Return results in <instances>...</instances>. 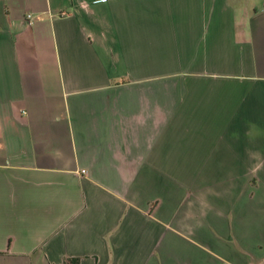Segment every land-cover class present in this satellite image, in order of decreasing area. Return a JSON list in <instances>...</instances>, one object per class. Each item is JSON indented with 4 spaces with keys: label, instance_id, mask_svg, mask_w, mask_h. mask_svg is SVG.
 I'll return each instance as SVG.
<instances>
[{
    "label": "crops",
    "instance_id": "obj_1",
    "mask_svg": "<svg viewBox=\"0 0 264 264\" xmlns=\"http://www.w3.org/2000/svg\"><path fill=\"white\" fill-rule=\"evenodd\" d=\"M65 257L264 264V0H0V264Z\"/></svg>",
    "mask_w": 264,
    "mask_h": 264
},
{
    "label": "trees",
    "instance_id": "obj_2",
    "mask_svg": "<svg viewBox=\"0 0 264 264\" xmlns=\"http://www.w3.org/2000/svg\"><path fill=\"white\" fill-rule=\"evenodd\" d=\"M80 257H65L63 264H80Z\"/></svg>",
    "mask_w": 264,
    "mask_h": 264
},
{
    "label": "built area",
    "instance_id": "obj_3",
    "mask_svg": "<svg viewBox=\"0 0 264 264\" xmlns=\"http://www.w3.org/2000/svg\"><path fill=\"white\" fill-rule=\"evenodd\" d=\"M59 14L62 15V16H64V15H66L67 13L64 12V11H60ZM26 20H27V22H28L29 24L32 22V16H31L30 13H27V14H26Z\"/></svg>",
    "mask_w": 264,
    "mask_h": 264
},
{
    "label": "rangeland",
    "instance_id": "obj_4",
    "mask_svg": "<svg viewBox=\"0 0 264 264\" xmlns=\"http://www.w3.org/2000/svg\"><path fill=\"white\" fill-rule=\"evenodd\" d=\"M57 12H58L57 15L60 16V14H59L60 11H57ZM64 12H66V11L64 10ZM66 13H67V12H66Z\"/></svg>",
    "mask_w": 264,
    "mask_h": 264
}]
</instances>
